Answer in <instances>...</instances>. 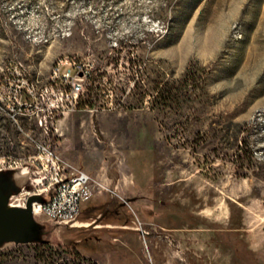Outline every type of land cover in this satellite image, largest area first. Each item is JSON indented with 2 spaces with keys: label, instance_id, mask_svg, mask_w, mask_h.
<instances>
[{
  "label": "rangeland",
  "instance_id": "rangeland-1",
  "mask_svg": "<svg viewBox=\"0 0 264 264\" xmlns=\"http://www.w3.org/2000/svg\"><path fill=\"white\" fill-rule=\"evenodd\" d=\"M64 57L100 96L57 94ZM46 138L130 207L97 192L68 248L12 244L0 264H264V0H0V164ZM162 199L185 229L143 237L129 213ZM119 205L126 229H99Z\"/></svg>",
  "mask_w": 264,
  "mask_h": 264
},
{
  "label": "built area",
  "instance_id": "built-area-1",
  "mask_svg": "<svg viewBox=\"0 0 264 264\" xmlns=\"http://www.w3.org/2000/svg\"><path fill=\"white\" fill-rule=\"evenodd\" d=\"M23 13V10L21 11ZM28 33L27 37H30ZM51 81L57 85V94L69 104L76 105L87 83H90L94 96H100V88L97 82L92 84L91 71L84 64L64 57L58 60L51 68ZM29 95H33V89L26 85ZM56 92V91H55ZM29 102L30 99H27ZM40 125H43L40 122ZM45 134L49 135L47 122L45 121ZM29 163L31 176L30 190H24L18 195L21 206H26L29 197L36 193H48L53 189V195L46 203H36L34 211L58 220L64 225L74 226L79 221V216L84 203L89 201L97 192L107 191L113 197H118L123 204H130L128 200L120 196L117 188L108 185L93 177L88 172L75 168L52 146L47 138L35 145V154L20 159L18 163L2 162L0 168L21 167ZM136 229L143 237L149 235L137 214L132 210Z\"/></svg>",
  "mask_w": 264,
  "mask_h": 264
},
{
  "label": "water",
  "instance_id": "water-1",
  "mask_svg": "<svg viewBox=\"0 0 264 264\" xmlns=\"http://www.w3.org/2000/svg\"><path fill=\"white\" fill-rule=\"evenodd\" d=\"M29 166L25 163L21 167L0 168V251L12 244L65 246L59 230L67 225L34 211L36 203L50 200L53 189L31 195L26 206L20 204L18 195L31 188Z\"/></svg>",
  "mask_w": 264,
  "mask_h": 264
},
{
  "label": "crops",
  "instance_id": "crops-1",
  "mask_svg": "<svg viewBox=\"0 0 264 264\" xmlns=\"http://www.w3.org/2000/svg\"><path fill=\"white\" fill-rule=\"evenodd\" d=\"M174 189H178V185L176 186H173ZM150 185L148 184V187L146 189V195L147 194H151L153 192H151L150 190ZM180 188L177 190L179 191ZM101 193L98 195L99 197H101ZM97 196V197H98ZM133 200L137 199L136 196H133L132 197ZM115 201H111L110 202H107V203H110L111 205L114 203ZM88 203V201L86 203H84L82 206V210H81V214L87 216V212H89L93 207H97L98 204H89V206H86ZM160 203L162 204L160 207L158 208H154L153 206H149L148 204L143 208L144 210H142V217L146 220L145 224L146 223H150V225H153V226H156V232H159L161 231L162 234L164 231H167V230H175V231H181V230H184L185 228L181 227L180 223H177L174 222V224H169V221H168V218H171V219H174L176 218L177 221L178 220H181V219H184V213L181 211V210H178L177 208L173 207V206H166L165 203L166 201H164L163 199L160 200ZM122 205V204H121ZM121 205L117 206L118 208H116V210H114V215H115V219L116 221H110V222H106V223H101V228L99 229H104V227H107V226H113L114 228H111V229H114L113 231H115L116 234H121V232H123L127 227L126 223L122 221L121 217V212L120 210H118ZM123 206V205H122ZM129 215H131V213H129ZM82 222L78 221V223H80V225H88L89 223H85V219L81 220ZM134 223V221H133ZM135 228V227H134ZM136 229V228H135ZM217 230V229H216ZM218 230H224V229H218ZM162 238V236L160 237ZM166 240L167 241H170L169 237L166 235ZM172 241V239H171ZM170 241V242H171Z\"/></svg>",
  "mask_w": 264,
  "mask_h": 264
},
{
  "label": "trees",
  "instance_id": "trees-1",
  "mask_svg": "<svg viewBox=\"0 0 264 264\" xmlns=\"http://www.w3.org/2000/svg\"><path fill=\"white\" fill-rule=\"evenodd\" d=\"M114 217H115V215H114ZM114 219V218H113ZM121 219H122V221L123 222H125V223H128V218H126V216H123V217H121ZM108 220L110 221V220H112L111 218H109L108 217ZM114 221H116V220H114ZM89 239V238H88ZM31 246H35V247H42V246H44V247H48V248H53L54 250H57V249H59V248H68L69 247V245H66V246H63V247H58V248H54V247H52V246H50V245H42V246H40V245H31ZM71 247H75L74 245H71Z\"/></svg>",
  "mask_w": 264,
  "mask_h": 264
}]
</instances>
